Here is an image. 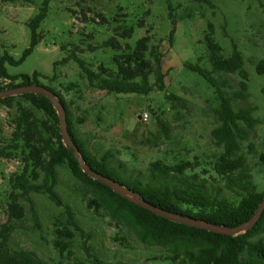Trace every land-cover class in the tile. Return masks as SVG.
<instances>
[{
    "label": "trees",
    "instance_id": "16d2710c",
    "mask_svg": "<svg viewBox=\"0 0 264 264\" xmlns=\"http://www.w3.org/2000/svg\"><path fill=\"white\" fill-rule=\"evenodd\" d=\"M49 1L45 0L38 14L26 23L31 41L24 57L42 40L38 30L47 15ZM113 21L118 22L116 18ZM142 23L138 22L137 27H142ZM133 29L119 25L113 32L129 40ZM202 42L206 54L198 61L206 60L209 69L192 64H185L184 68L199 75L216 96L213 117L217 126L211 132L214 150L211 154L172 164L156 160L149 164L147 172L127 168L109 150L91 151L88 141L80 135L79 126L85 123V116L76 115L80 112L78 103L83 102L87 92L147 96L154 91H165L167 74L163 71V55L149 35L139 37L133 46L122 45L115 36L101 46H87L88 52L102 48L115 52L107 63L97 65L78 55L83 51L80 46L69 44L72 50H67L65 44L61 45L60 51L65 55L61 63L71 61L77 65L79 82L59 84L56 89L38 84L37 73L32 77H10L1 71L0 77L9 80V84L0 85V90L32 84L47 88L63 106L66 129L93 171L115 180L147 203L167 212L235 227L248 221L264 199V152L252 157L255 165L262 167L255 173L250 154L243 150L259 123L254 117L258 109L236 106L237 101L247 100L250 82L238 47L232 44L231 54L225 56L214 39L211 24L207 25ZM255 73L264 75V60L256 65ZM223 75H237L238 88H232ZM17 80L22 83H14ZM164 99L169 106L167 110L179 112L187 107V101L173 93H165ZM0 104L8 110L14 109L9 121L11 132L0 141V158L19 162L17 170L5 178L6 221L0 223V264H46L37 253L11 245L13 233L29 215L35 226H39L33 200L37 195L46 196L60 210L51 218L57 264H109L93 252L88 245L91 236L86 234L76 211L58 194L59 167L65 168L81 185L79 192L86 208L99 217L108 218L124 233L121 238L117 235L119 241L131 237L146 248L159 250L160 254L151 258L158 264H264V211L253 229L237 236L215 234L158 217L82 172L73 151L63 144L59 118L44 96L23 94L1 99ZM150 111L158 129L170 139L169 124L162 117L166 113ZM249 150H252L250 144ZM259 181H263L262 185ZM79 238L83 239L82 258L76 256L75 242Z\"/></svg>",
    "mask_w": 264,
    "mask_h": 264
},
{
    "label": "rangeland",
    "instance_id": "374dc122",
    "mask_svg": "<svg viewBox=\"0 0 264 264\" xmlns=\"http://www.w3.org/2000/svg\"><path fill=\"white\" fill-rule=\"evenodd\" d=\"M44 1L0 0V72L10 77H32L37 73L38 84L59 89V84L79 82L77 65L71 61L61 63L65 57L60 51L61 45L65 44L67 50H72L69 44L80 46L83 51L78 55L97 65L107 63L115 52L110 48L88 52L87 46H101L113 36L122 45L133 46L139 37L149 35L163 55V71L167 74L164 92L111 97L89 92L83 102L78 103L80 112L77 111L76 116H85V123L79 126L80 135L88 141L91 151L109 150L127 168L141 172H147L149 164L156 160L172 164L213 152L211 132L217 126L213 117L216 96L199 75L184 68L185 64H192L209 69L206 60L199 62L198 59L206 54L202 41L207 25L211 24L214 39L225 56L231 54L232 44L244 56L250 78L249 92L247 100L237 101L236 106L258 109L254 117L259 123L243 150L250 154L251 160L254 154L264 152V75L255 73L256 65L264 60V0H50L47 15L38 30L42 40L24 57L31 41L26 23L38 14ZM115 18L118 22L113 21ZM141 21L142 27H137ZM119 25L134 28L129 40L113 32ZM223 77L232 88H238L237 75ZM7 84L9 80L0 77V85ZM165 93L185 99L187 107L179 112L167 110ZM95 101L97 105H92ZM150 110L166 113L162 117L169 124L170 139L158 129ZM143 113L149 115L147 122L140 118ZM13 115L14 109L8 110L0 104V141L9 136V121ZM255 162L252 160L251 165L256 173L262 167ZM18 167V160L0 158V223L6 221L5 178ZM57 176L56 190L76 211L86 234L91 236L88 245L96 255L109 264H158L151 258L158 256L159 250L146 248L131 237L119 241L117 235L121 238L124 233L108 218L99 217L86 208L79 192L81 185L65 168L59 167ZM262 183L259 181V185ZM33 200L39 226H35L29 215L13 233L11 245L37 253L46 264H57L51 218L60 210L44 195L34 196ZM82 241L79 238L75 242L79 258L84 257L80 248Z\"/></svg>",
    "mask_w": 264,
    "mask_h": 264
},
{
    "label": "water",
    "instance_id": "95a60500",
    "mask_svg": "<svg viewBox=\"0 0 264 264\" xmlns=\"http://www.w3.org/2000/svg\"><path fill=\"white\" fill-rule=\"evenodd\" d=\"M23 94L41 95L51 102L59 118V128L62 137V142L66 147H68L73 151V156L78 162L79 167L81 168L83 173H85L89 178L104 184L106 187L110 188L113 192L128 199L130 202L134 203L135 205L147 210L148 212L158 217L164 218L169 221H174L178 224H183L191 228L205 230L207 232H211L215 234H221L226 236H237L240 234H244L247 231L253 229V227L256 225L257 221L259 220L262 212L264 211V199H263L260 205L258 206V208L256 209L254 215L248 221L235 227H228L224 225H216V224L208 223L202 220H197L179 214L170 213L158 207H155L144 201L142 198H140L135 193L131 192L126 187L120 185L115 180L105 177L102 174H99L93 171L90 167H88V165L85 163L80 153L78 152V149L76 148L72 138L70 137L66 129L64 108L58 101L55 94L52 93L50 90H48L43 86H39L35 84L17 86L9 89L0 90V100L7 97H14Z\"/></svg>",
    "mask_w": 264,
    "mask_h": 264
},
{
    "label": "built area",
    "instance_id": "2783aa9c",
    "mask_svg": "<svg viewBox=\"0 0 264 264\" xmlns=\"http://www.w3.org/2000/svg\"><path fill=\"white\" fill-rule=\"evenodd\" d=\"M140 118H141V120H142L143 122H147L148 119H149V115H148V113H143V114L140 116Z\"/></svg>",
    "mask_w": 264,
    "mask_h": 264
},
{
    "label": "crops",
    "instance_id": "0c3cea01",
    "mask_svg": "<svg viewBox=\"0 0 264 264\" xmlns=\"http://www.w3.org/2000/svg\"><path fill=\"white\" fill-rule=\"evenodd\" d=\"M87 94H89V92L86 93L85 97H87ZM92 94L95 96H98V95H101V92H92ZM108 97H111V96H108ZM96 103H97V101L93 102L92 105H97Z\"/></svg>",
    "mask_w": 264,
    "mask_h": 264
}]
</instances>
